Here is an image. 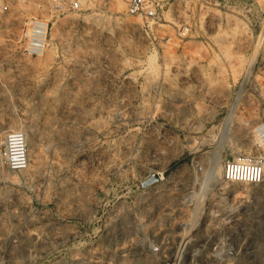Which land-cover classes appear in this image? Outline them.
I'll return each instance as SVG.
<instances>
[{
  "label": "rangeland",
  "instance_id": "rangeland-1",
  "mask_svg": "<svg viewBox=\"0 0 264 264\" xmlns=\"http://www.w3.org/2000/svg\"><path fill=\"white\" fill-rule=\"evenodd\" d=\"M5 1L0 264H264V0H157L153 18L125 0ZM31 19L48 25L39 57ZM246 156L262 181L226 182Z\"/></svg>",
  "mask_w": 264,
  "mask_h": 264
},
{
  "label": "built area",
  "instance_id": "built-area-1",
  "mask_svg": "<svg viewBox=\"0 0 264 264\" xmlns=\"http://www.w3.org/2000/svg\"><path fill=\"white\" fill-rule=\"evenodd\" d=\"M58 3L60 0H50ZM157 0H125L126 12L144 18H153L156 15L154 2ZM77 1L71 4L72 9H78ZM9 11L5 0H0V16ZM48 25L38 19H31L22 33L24 40L23 51L30 57H39L45 48V39ZM185 32V31H184ZM257 140L264 148V124L255 128ZM3 156L7 168L13 172L23 171L28 166V150L26 138L22 133L13 132L6 136L4 142ZM201 170V169H199ZM158 180L161 177L158 176ZM263 178V168L260 162L249 159V157H238L227 161L223 165V179L229 183L259 184ZM157 180V181H158Z\"/></svg>",
  "mask_w": 264,
  "mask_h": 264
},
{
  "label": "bare ground",
  "instance_id": "bare-ground-1",
  "mask_svg": "<svg viewBox=\"0 0 264 264\" xmlns=\"http://www.w3.org/2000/svg\"><path fill=\"white\" fill-rule=\"evenodd\" d=\"M120 3H121V2H120ZM121 5H122V3H121ZM45 40H46V39H45ZM183 73H184V72H183ZM182 76H183V75H182ZM184 76H185V75H184ZM121 115H122V114H121ZM121 115H120V116H121ZM118 117H119V115H118ZM250 122H251V121H250ZM247 124H248V123H247ZM249 124H250V123H249ZM251 124H253V123H251ZM237 127H238V126H237ZM239 127H240V126H239ZM247 127H249V126H247ZM245 128H246V127H245ZM251 128H252V126H251ZM251 128H250V129H251ZM237 130H238V128H237ZM242 131H243V130H242ZM238 132H239V131H238ZM243 132H244V131H243ZM243 132H242V133H243ZM236 133H237V132H236ZM239 133H240V132H239ZM244 133H246V132H244ZM249 133H251V132H249ZM249 133H248V134H249ZM240 134H241V133H240ZM248 134H247V135H248ZM57 135H58V134H57ZM241 135H242V134H241ZM247 135H246V136H247ZM72 136H73V135H72ZM72 136H71V137H72ZM239 136H240V135H239ZM55 137H56V136H55ZM71 137H70V138H71ZM242 137H243V136H242ZM56 138H57V137H56ZM59 138H60V137H59ZM59 138H57V139H59ZM62 138H63V137H62ZM64 138H65V137H64ZM54 139H55V138H54ZM247 139H248V138H247ZM59 140H60V139H59ZM61 140L63 141V140H65V139H61ZM245 141H246V140H245ZM245 141H244V142H245ZM65 142H66V140H65ZM57 143H58V142H57ZM244 145H246V144H244ZM56 146H57V145H56ZM57 147H58V146H57ZM109 147H110V145H109ZM34 148H35V147H34ZM60 148H61V147H60ZM27 150H28V149H27ZM33 150H35V149H33ZM212 162H213V163H212L211 167H209V170L206 172V175H205V176H208V179H209V177L214 176L215 173H217V175L220 174V173L217 171V170H219V167L217 168V161L214 160V161H212ZM217 175H216V176H217ZM220 175H221V174H220ZM218 176H219V175H218ZM217 178H218V177H217ZM208 179H207V180H208ZM212 179H213V178H212ZM217 181H218V180H217ZM215 182H216V180H215ZM31 233H32V232H31ZM36 233H37V231H36ZM38 233H39V232H38ZM5 234H6V233H5ZM40 235H41V234H40ZM4 236H5V235H4ZM5 237H6V236H5ZM38 237H39V236H38ZM39 238H40V237H39ZM13 239H14V237H13ZM32 240H33V239H32ZM35 240H36V239H35ZM6 241H7V240H6ZM9 241H10V240H9ZM9 241H8V242H9ZM11 241H12V239H11ZM13 243H14V241H13ZM13 243H12V244H13ZM28 244H29V243H28ZM10 246H11V245H10ZM25 246H26V245H25ZM31 246H32V245H31ZM2 247H3V245H2ZM12 247H14V245H12ZM12 247H10V248H12ZM197 247H198V246H197ZM197 247H196V248H197ZM10 248H9V249H10ZM23 248H24V247H23ZM25 248H26V247H25ZM25 248H24V249H25ZM27 248H28V247H27ZM33 248H34V247H33ZM12 249H13V248H12ZM31 249H32V248H31ZM194 249H195V248H194ZM34 250H35V249H34ZM121 250H122V249H121ZM125 250H126V249H125ZM11 251H12V250H11ZM25 251H26V250H25ZM120 252H122V251H120ZM10 254H11V252H10ZM30 254H31V252H30ZM27 255H28V254H27ZM29 256H30V255H29ZM121 257H122V255H121ZM123 257H124V256H123ZM28 258H30V257H28ZM125 258H126V257H125ZM246 262H247V261H246ZM176 263H177V262H176ZM236 264H237V263H236Z\"/></svg>",
  "mask_w": 264,
  "mask_h": 264
},
{
  "label": "water",
  "instance_id": "water-1",
  "mask_svg": "<svg viewBox=\"0 0 264 264\" xmlns=\"http://www.w3.org/2000/svg\"><path fill=\"white\" fill-rule=\"evenodd\" d=\"M158 180V177L156 175H153L150 180H149V183H154Z\"/></svg>",
  "mask_w": 264,
  "mask_h": 264
}]
</instances>
